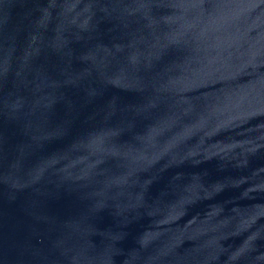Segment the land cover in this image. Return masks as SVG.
<instances>
[{"label":"water","instance_id":"water-1","mask_svg":"<svg viewBox=\"0 0 264 264\" xmlns=\"http://www.w3.org/2000/svg\"><path fill=\"white\" fill-rule=\"evenodd\" d=\"M0 264H264V0H0Z\"/></svg>","mask_w":264,"mask_h":264}]
</instances>
